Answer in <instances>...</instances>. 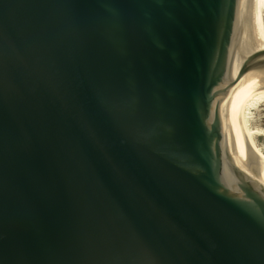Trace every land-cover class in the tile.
Here are the masks:
<instances>
[{"label": "water", "instance_id": "95a60500", "mask_svg": "<svg viewBox=\"0 0 264 264\" xmlns=\"http://www.w3.org/2000/svg\"><path fill=\"white\" fill-rule=\"evenodd\" d=\"M243 4L0 0V264H264Z\"/></svg>", "mask_w": 264, "mask_h": 264}, {"label": "bare ground", "instance_id": "6f19581e", "mask_svg": "<svg viewBox=\"0 0 264 264\" xmlns=\"http://www.w3.org/2000/svg\"><path fill=\"white\" fill-rule=\"evenodd\" d=\"M264 49V0H244L232 61ZM249 55V54H248ZM264 101V70L249 71L228 92L224 116L228 130L244 145L264 178V153L255 145L246 127L247 106Z\"/></svg>", "mask_w": 264, "mask_h": 264}, {"label": "rangeland", "instance_id": "374dc122", "mask_svg": "<svg viewBox=\"0 0 264 264\" xmlns=\"http://www.w3.org/2000/svg\"><path fill=\"white\" fill-rule=\"evenodd\" d=\"M246 127L253 132L255 145L264 153V101L247 106L245 111Z\"/></svg>", "mask_w": 264, "mask_h": 264}]
</instances>
